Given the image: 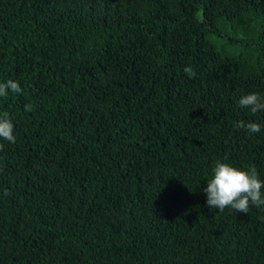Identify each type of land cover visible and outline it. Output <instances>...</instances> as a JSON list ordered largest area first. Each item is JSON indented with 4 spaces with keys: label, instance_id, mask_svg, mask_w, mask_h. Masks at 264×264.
<instances>
[{
    "label": "trees",
    "instance_id": "16d2710c",
    "mask_svg": "<svg viewBox=\"0 0 264 264\" xmlns=\"http://www.w3.org/2000/svg\"><path fill=\"white\" fill-rule=\"evenodd\" d=\"M9 79L0 264H264V206L203 191L217 161L264 181L239 105L264 97V0H0Z\"/></svg>",
    "mask_w": 264,
    "mask_h": 264
},
{
    "label": "clouds",
    "instance_id": "9594fccd",
    "mask_svg": "<svg viewBox=\"0 0 264 264\" xmlns=\"http://www.w3.org/2000/svg\"><path fill=\"white\" fill-rule=\"evenodd\" d=\"M184 72L189 77L195 76V72L191 67H185ZM8 90L13 93L22 91L19 83L12 79L0 83V96H6ZM239 105L250 108L252 113H256L264 110V97L258 93L248 94L240 98ZM25 110L31 111L32 106L26 105ZM236 127L247 128L250 135L261 131V124L254 122L245 124L241 121ZM0 138L11 143L16 142L14 125L7 114L0 116ZM213 172V177L203 190L207 196L206 203L210 208H216L223 212L226 207L231 206L237 212L247 214L250 204L256 207L264 206V192H262L264 181L259 178L255 166L242 170L228 163L217 161ZM5 194H7L6 190Z\"/></svg>",
    "mask_w": 264,
    "mask_h": 264
}]
</instances>
